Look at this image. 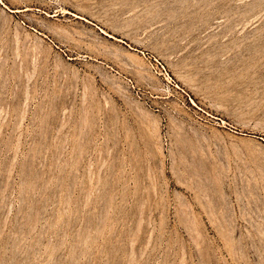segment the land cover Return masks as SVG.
I'll use <instances>...</instances> for the list:
<instances>
[{"label":"rangeland","instance_id":"obj_1","mask_svg":"<svg viewBox=\"0 0 264 264\" xmlns=\"http://www.w3.org/2000/svg\"><path fill=\"white\" fill-rule=\"evenodd\" d=\"M0 264H264V0H0Z\"/></svg>","mask_w":264,"mask_h":264},{"label":"bare ground","instance_id":"obj_2","mask_svg":"<svg viewBox=\"0 0 264 264\" xmlns=\"http://www.w3.org/2000/svg\"><path fill=\"white\" fill-rule=\"evenodd\" d=\"M25 10H26V9H25ZM16 11H17V10H16ZM66 12H67V11H66ZM219 122H220L221 124H224L225 121H224V122H223V121H219Z\"/></svg>","mask_w":264,"mask_h":264}]
</instances>
